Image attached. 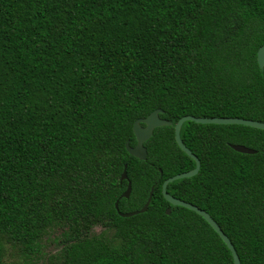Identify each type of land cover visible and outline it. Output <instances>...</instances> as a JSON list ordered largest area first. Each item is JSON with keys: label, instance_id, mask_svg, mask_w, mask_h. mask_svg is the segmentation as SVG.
<instances>
[{"label": "trees", "instance_id": "trees-1", "mask_svg": "<svg viewBox=\"0 0 264 264\" xmlns=\"http://www.w3.org/2000/svg\"><path fill=\"white\" fill-rule=\"evenodd\" d=\"M263 44L264 0H0V264H233L162 183L195 167L181 117L264 123ZM155 109L173 125L140 160L125 145ZM180 138L200 169L167 192L240 264H264V130L186 121Z\"/></svg>", "mask_w": 264, "mask_h": 264}, {"label": "water", "instance_id": "water-1", "mask_svg": "<svg viewBox=\"0 0 264 264\" xmlns=\"http://www.w3.org/2000/svg\"><path fill=\"white\" fill-rule=\"evenodd\" d=\"M257 63L259 67L262 69L264 68V44L258 49L257 51ZM163 113L160 109H155L152 111L148 116L144 118L137 119L133 124V135L136 140V144L134 146H130L129 143H126V150L127 152L132 155L133 157H136L140 160H145L147 156V151L144 146V143L152 136L153 131L157 127L162 126H172L173 123L170 121H167L165 119H162L159 117V114ZM186 121H193L198 124H216V125H242V126H248L256 129H262L264 130V123L259 121H254L250 119H242L237 117H194L191 115L183 116L181 117L173 126H174V138L178 145V147L186 153L194 162L195 167L187 172H183L177 175H174L172 177H169L165 179L162 183V194L164 199L173 206H180L184 207L186 209H189L191 211H194L198 215H200L209 225L210 227L219 235L223 243L227 246V248L230 250L233 258V264H240L239 257L236 253V250L234 246L232 245L229 238L223 233L221 228L218 226V224L214 221V219L204 210L200 209L199 207L188 203L186 201L180 200L178 198H175L174 196L170 195L167 192V185L175 180L183 179V178H189L194 175H196L200 169V161L199 159L184 145L180 138V130L184 122ZM230 147L239 153L244 154H255L256 151L248 148L243 145L238 144H231ZM126 168V166H125ZM122 173L121 180H126V171ZM131 192V183L128 181L126 190L121 195L123 198H128ZM153 189H151L149 197L147 201L145 202L144 206L138 210L128 213H123L119 211L118 208V200L115 202L114 207L116 211L118 212L119 216L121 217H130L139 213H143L147 210L148 205L151 200ZM166 214H170V209L166 210Z\"/></svg>", "mask_w": 264, "mask_h": 264}, {"label": "rangeland", "instance_id": "rangeland-1", "mask_svg": "<svg viewBox=\"0 0 264 264\" xmlns=\"http://www.w3.org/2000/svg\"><path fill=\"white\" fill-rule=\"evenodd\" d=\"M58 233L59 231L45 239V244L42 252L43 261L46 260L51 254H53L58 249V245L53 241V236L57 235Z\"/></svg>", "mask_w": 264, "mask_h": 264}]
</instances>
